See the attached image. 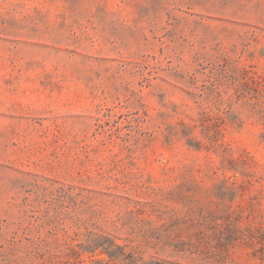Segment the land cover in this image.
Wrapping results in <instances>:
<instances>
[{
    "label": "rangeland",
    "instance_id": "1",
    "mask_svg": "<svg viewBox=\"0 0 264 264\" xmlns=\"http://www.w3.org/2000/svg\"><path fill=\"white\" fill-rule=\"evenodd\" d=\"M0 264H264V0H0Z\"/></svg>",
    "mask_w": 264,
    "mask_h": 264
}]
</instances>
